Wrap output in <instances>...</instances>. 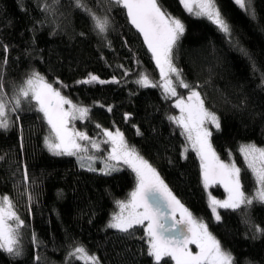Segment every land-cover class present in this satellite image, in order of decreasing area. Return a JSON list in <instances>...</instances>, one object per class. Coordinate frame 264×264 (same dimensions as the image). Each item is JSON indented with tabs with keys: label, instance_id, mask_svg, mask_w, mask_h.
Segmentation results:
<instances>
[{
	"label": "trees",
	"instance_id": "obj_1",
	"mask_svg": "<svg viewBox=\"0 0 264 264\" xmlns=\"http://www.w3.org/2000/svg\"><path fill=\"white\" fill-rule=\"evenodd\" d=\"M45 2L50 0H0V72L8 94L13 82L19 84L33 69L39 71L73 102L90 107V119L76 120L75 128L99 141L103 128L119 129L181 203L205 220L222 246L234 254L236 264H264V236L253 238L254 229L242 222L240 211L220 209L221 220L214 218L199 157L191 149L181 155L185 137L168 119L177 115L175 99H165L159 87L142 88L134 83L137 60L157 83L159 70L126 9L117 6L108 13L112 23L105 40L91 31L84 12L71 7L72 0H61L59 12L40 24L45 13L38 4ZM159 2L185 24L174 53L176 66L187 81L199 82L206 107L220 118L221 128L212 130V146L221 160L232 158L243 170V185L251 194L255 182L239 147L249 142L264 147V0H251L255 18L233 0H216L231 26V40L207 19L186 12L180 0ZM89 3L95 5L96 0ZM82 32L86 35L81 36ZM119 65L133 71L124 76ZM90 72L106 83H84ZM113 75L119 83L111 81ZM186 93V89L179 91L182 96ZM126 112L131 113L127 120ZM18 114L16 120L17 114L10 113L14 122L7 131L0 128V194L11 195L26 221L22 229L25 254L12 259L0 251V264H37L36 255L38 264H65L70 244H83L101 264H154L147 254L142 226H134L133 235L105 227L118 209L115 200L127 198L135 186L131 169L124 165L106 175L82 169L74 156L53 155L44 144L48 125L42 113L24 103ZM106 149L107 144H102L100 153ZM25 168L36 181L28 190L21 182ZM210 191L220 198L225 195L220 186ZM249 212L264 227V204L254 201ZM33 232L41 242L38 248L32 242ZM164 259L173 264L170 258ZM69 264L83 262L71 257Z\"/></svg>",
	"mask_w": 264,
	"mask_h": 264
},
{
	"label": "snow or ice",
	"instance_id": "obj_2",
	"mask_svg": "<svg viewBox=\"0 0 264 264\" xmlns=\"http://www.w3.org/2000/svg\"><path fill=\"white\" fill-rule=\"evenodd\" d=\"M180 4L190 15L206 18L231 40V26L222 15L216 0H180ZM235 4L255 18L256 13L251 6V0H235ZM38 6L45 13V19L38 21L42 25L47 22L49 15L55 16L63 7L61 0H50L39 3ZM117 6L127 10L128 20L143 36L151 59L159 70L157 83L146 68H140V61L137 60L138 67L135 71L138 75L134 83L142 88H161L165 99L169 96L178 97L174 101V106L179 109V115H169L168 119L179 126L181 135L185 137L186 143L182 145L181 155H184L190 146L199 157L204 188L207 189L210 184L219 181L227 192V197L223 200L209 193V205L214 218L217 221L221 220L218 208L238 210L242 222L254 229L253 238L258 235L264 236V227L256 224L249 212L254 201L264 204V147H258L252 142L241 144L239 147L247 170L251 172L255 182L253 192L249 194L243 185V170L235 161L221 160L212 146L210 139L212 131L209 125L219 130L221 128L219 116L206 107L205 100L198 91L199 82L192 84L187 81L182 70L174 62L175 49L185 32L184 22L167 11L159 0H96L95 5L89 3V0H72L71 3V7L79 9L89 17L91 31L105 40L112 23L108 13ZM80 35L84 36L86 33L82 32ZM107 46H112L111 41H108ZM3 47L7 53L8 45L4 44ZM7 62L8 57L5 55L3 61L5 67ZM119 67L123 69L124 76L133 71L124 65ZM253 67H256L255 62ZM97 81L101 84L106 83L98 75L90 72L83 82L92 84ZM111 81L120 82L115 75L111 77ZM177 85L187 90L186 99L178 95ZM24 103H28L30 107L34 106L35 110L42 113L48 125L44 144L52 154L74 156L79 166L90 172L107 175L126 165L135 174V186L127 198L115 200L119 211L112 213L106 228L133 235L136 231L134 226H142L147 254L154 264H167L164 258H170L173 264H236L231 250L222 246L203 218L195 216L181 203L157 169L134 145L127 142L119 129L113 132L103 128L102 135L105 138L103 141L90 137L87 132L78 130L73 124L77 119L81 121L90 119L89 106L73 102L60 88L54 87L52 82L35 69L27 74L21 83L13 82L12 93L9 95L3 73L0 72V128L7 131L12 125L14 121L10 113L17 114L16 120L20 119L18 113L23 110ZM107 107L109 111L112 110L111 105ZM130 115L131 113L126 112L124 118L127 120ZM96 126L101 127L99 123ZM102 144L109 146L105 150L106 155H97ZM97 160H100L103 167L95 166ZM21 182L26 190L36 182L35 178L29 176L27 168L24 169ZM31 199L29 192V204ZM24 227L26 221L19 215L11 195L0 194V251L6 252L12 259L23 257L25 254L22 244ZM32 242L36 248L41 243L35 232L32 233ZM192 244L198 251L190 249L189 245ZM69 249L65 256V264H69L71 257L82 261L83 264H101L97 255L90 253L83 244H70ZM39 259V255L34 256L37 264ZM248 264H252V261H248Z\"/></svg>",
	"mask_w": 264,
	"mask_h": 264
},
{
	"label": "rangeland",
	"instance_id": "obj_3",
	"mask_svg": "<svg viewBox=\"0 0 264 264\" xmlns=\"http://www.w3.org/2000/svg\"><path fill=\"white\" fill-rule=\"evenodd\" d=\"M234 2H235V0H233ZM238 6V5H237ZM185 10V9H184ZM127 11V10H126ZM186 11V10H185ZM187 12V11H186ZM206 19V18H205ZM160 90L162 91V89L160 88ZM183 90H185L184 88H182V87H179L178 85H177V93H178V95H179V91H183ZM187 94V93H186ZM185 97V96H184ZM168 98H174L175 100L178 98V97H172V96H169ZM177 109V108H176ZM177 116L179 115V109H177ZM77 120H79V119H77ZM76 121V120H75ZM74 121V122H75ZM209 127H210V130L212 131V130H214V129H216L214 126H212V125H209ZM114 132V131H113ZM105 138L103 137V139L101 140V141H103ZM90 147V146H89ZM109 146L107 145V148H108ZM187 149H191V150H193L190 146H188V148ZM48 150V149H47ZM91 150V149H90ZM91 151H95V150H91ZM100 151H102V146H101V150ZM100 151L99 152H97V155H106V152L105 153H103V154H101L100 153ZM194 151V150H193ZM51 153V152H50ZM196 153V152H195ZM52 154V153H51ZM54 155V154H53ZM243 156V155H242ZM76 158V157H75ZM231 161H233L232 160V158H230L228 161H225V162H231ZM99 165H100V167H103V165H102V163L100 162V160H97L96 161V163H95V166L97 167V168H99ZM87 170V169H86ZM214 186H220L224 191H225V188H224V186H223V184H221L219 181H217L216 183H212V184H210L209 185V187L206 189V192H207V200H208V204H209V193L212 195V196H214V197H216L217 199H220V200H223V199H225L226 197H227V192L225 191V195L222 197V198H220V197H217V196H215V195H213L212 193H211V191H210V189H211V187H214ZM210 206V205H209ZM211 208V207H210ZM220 209H224V208H218L217 209V211H219ZM232 210V209H231ZM117 211H119V209H117ZM189 247H190V249L192 250V251H198V249H196V246L194 245V244H192V245H189Z\"/></svg>",
	"mask_w": 264,
	"mask_h": 264
},
{
	"label": "water",
	"instance_id": "obj_4",
	"mask_svg": "<svg viewBox=\"0 0 264 264\" xmlns=\"http://www.w3.org/2000/svg\"><path fill=\"white\" fill-rule=\"evenodd\" d=\"M187 98V94L185 95V99Z\"/></svg>",
	"mask_w": 264,
	"mask_h": 264
}]
</instances>
